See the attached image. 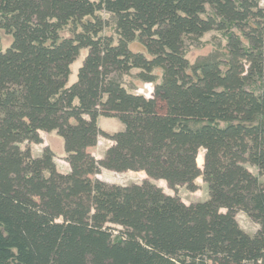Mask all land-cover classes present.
I'll return each mask as SVG.
<instances>
[{
	"label": "trees",
	"instance_id": "obj_1",
	"mask_svg": "<svg viewBox=\"0 0 264 264\" xmlns=\"http://www.w3.org/2000/svg\"><path fill=\"white\" fill-rule=\"evenodd\" d=\"M212 31L227 35V61L191 65L184 38ZM133 70L151 97L114 78ZM101 116L123 131H102ZM41 132L63 139L69 173L50 147L33 156ZM99 137L113 141L102 159L89 152ZM102 170L144 172L174 195ZM262 176L260 0H0V264H264ZM200 178L210 198L187 205L178 189Z\"/></svg>",
	"mask_w": 264,
	"mask_h": 264
},
{
	"label": "rangeland",
	"instance_id": "obj_2",
	"mask_svg": "<svg viewBox=\"0 0 264 264\" xmlns=\"http://www.w3.org/2000/svg\"><path fill=\"white\" fill-rule=\"evenodd\" d=\"M260 6L264 7V0H260ZM207 14H212L210 7L207 8ZM112 23V21H111ZM113 25V23H112ZM107 35H113V29L108 28L106 30ZM2 45L1 51H5L11 44V37L7 36L4 32H1ZM227 35L221 31H212L205 34L201 38H196L192 36H187L184 38V51L187 59L191 65H195L207 60L221 61L225 62L228 59V48H227ZM130 49L134 52H145V50L138 44L133 43L130 45ZM88 51L86 49L82 50L80 56L71 65V74L68 79V86L72 85L77 80L78 70L83 65L84 59ZM137 70H133L128 74L116 75L114 78L124 85L129 91L137 94L144 95L146 97H151L154 90L153 84L143 83L137 78ZM159 76H161V71H158ZM99 128L105 132L115 134L123 131L124 125L116 117H104L99 118ZM53 136L48 138L49 143H51L54 152L57 155V162L59 168L62 170L67 164L65 160L62 159L64 142L63 139L56 133L52 132ZM108 143V139L100 137L99 144L95 146L93 151H95V156H99L103 153L105 144ZM204 152L200 151L199 159H203ZM202 167V165H201ZM248 169L255 175H258L256 168L247 166ZM104 180L111 184L117 185H131L134 183H142L147 180L145 175L141 172H125L116 173L109 170L102 175ZM150 182L160 185L159 181H154L149 179ZM260 181L264 183V176L260 177ZM198 190L196 192H190L186 187H180L178 189V196L187 205L191 203L204 202L210 198L209 190L207 184H205L202 179L197 180ZM165 188V187H164ZM168 190V189H166ZM169 194L174 195V192L169 189ZM237 220L241 228L248 234L253 235L258 230L259 226L250 219L244 212H239L237 215Z\"/></svg>",
	"mask_w": 264,
	"mask_h": 264
},
{
	"label": "crops",
	"instance_id": "obj_3",
	"mask_svg": "<svg viewBox=\"0 0 264 264\" xmlns=\"http://www.w3.org/2000/svg\"><path fill=\"white\" fill-rule=\"evenodd\" d=\"M98 125H99V119H98ZM102 131H103V130H102ZM104 132H105V131H104ZM106 133H107V134H111V133H108V132H106ZM111 135H112V134H111ZM50 136H53V133H52V132H51V133L41 132V137H42V139H43V144H39V145H38V144H32V145H31L32 154H33L34 157H39V156H41L45 147H50V148L53 150V147H52L51 143H49V140H48V138H49ZM99 142H100V137L98 138V144H99ZM112 145H113V141L108 140V143L105 144V148H104V150H103V153L100 154L99 156H95V153H94L95 151H93V149H94L95 147L90 148V149H89V152H90L93 156H95L96 159H102V158L104 157V155H105L107 149H108L109 147H111ZM63 149H64V147H63ZM53 151H54V150H53ZM54 153H55V152H54ZM55 154H56V153H55ZM64 157H65V150H63V155H62V159H63V160H65ZM55 162H56V165H57L58 170H59L61 173H69V172H70V165H69L66 161H65V162H66L67 166H66V167H63L62 170L59 168V164H58V162H57V155H56V158H55ZM105 172H106V170H102L101 173H100L99 175L96 176V178H98V179H100V180H103V181H106V180H104L103 178H101L102 175H103ZM141 173H143V174L145 175V177H146L147 179H149V178L146 176V174H145L144 172H141ZM106 182H108V181H106ZM159 183H160V185H157V186L161 187V188L164 190V192H165L166 194L171 195V194L168 193L169 188L167 187L166 183H165L164 181H162V180L159 181ZM137 184H140V183H137ZM164 187H165V188H164ZM166 189H168V190H166Z\"/></svg>",
	"mask_w": 264,
	"mask_h": 264
}]
</instances>
